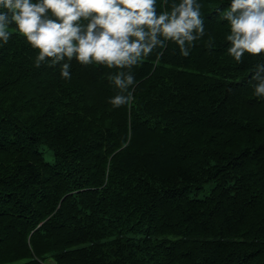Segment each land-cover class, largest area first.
<instances>
[{"label": "trees", "instance_id": "1", "mask_svg": "<svg viewBox=\"0 0 264 264\" xmlns=\"http://www.w3.org/2000/svg\"><path fill=\"white\" fill-rule=\"evenodd\" d=\"M226 10L202 0L205 35L188 56L170 42L133 65L119 107L117 68L73 58L63 78L10 26L0 264H264V52L228 54Z\"/></svg>", "mask_w": 264, "mask_h": 264}, {"label": "clouds", "instance_id": "2", "mask_svg": "<svg viewBox=\"0 0 264 264\" xmlns=\"http://www.w3.org/2000/svg\"><path fill=\"white\" fill-rule=\"evenodd\" d=\"M226 3L228 54L239 62L245 53L264 52V0ZM157 5L158 0H0V43L9 41L14 24L39 49L36 65L59 64L63 78L71 77L73 58L83 65L115 67L110 80L118 91L109 102L128 105L137 83L133 65L170 42L188 56L206 32L202 0H161L159 10ZM253 79L256 96L264 97V62L255 65Z\"/></svg>", "mask_w": 264, "mask_h": 264}, {"label": "rangeland", "instance_id": "3", "mask_svg": "<svg viewBox=\"0 0 264 264\" xmlns=\"http://www.w3.org/2000/svg\"><path fill=\"white\" fill-rule=\"evenodd\" d=\"M46 154H47V156H48V158H49V157H50V156H49V153L47 152Z\"/></svg>", "mask_w": 264, "mask_h": 264}]
</instances>
